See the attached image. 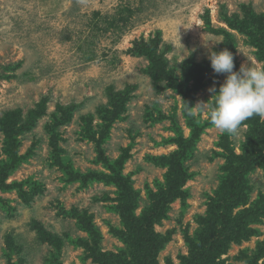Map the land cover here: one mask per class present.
Segmentation results:
<instances>
[{"label":"rangeland","instance_id":"obj_1","mask_svg":"<svg viewBox=\"0 0 264 264\" xmlns=\"http://www.w3.org/2000/svg\"><path fill=\"white\" fill-rule=\"evenodd\" d=\"M242 4L264 13V0H0V264H185L199 252L211 234L210 211L247 158L251 128L245 121L233 134L205 128L183 163L190 177L176 188L179 182L166 179L167 169L151 159L177 150L165 143L175 138L174 125L190 136L181 97L158 92L163 84L142 73L147 60L126 51L159 31L172 46L166 57L177 73L190 55L208 61L223 37L206 31L207 17L211 27L234 36L236 70L262 68L251 40L220 20L225 11L247 21ZM125 5L134 12L125 27L100 30L97 22ZM224 79L211 70L194 106L210 105L209 89L218 90ZM109 86L116 93L136 90L113 105ZM46 96L44 116L15 137L21 160L7 171L14 159L12 138L1 131L10 122L7 112L20 110L23 119ZM56 105L75 108L51 131ZM195 117L208 121L207 108ZM52 140L67 171L108 175L102 160H120L114 183L70 180L53 162ZM262 156L246 170L225 234L205 264H264V147ZM171 190L179 195L170 201Z\"/></svg>","mask_w":264,"mask_h":264},{"label":"trees","instance_id":"obj_2","mask_svg":"<svg viewBox=\"0 0 264 264\" xmlns=\"http://www.w3.org/2000/svg\"><path fill=\"white\" fill-rule=\"evenodd\" d=\"M129 8L130 7L128 5L118 6L113 15L103 17V20L99 23L97 22L96 25L100 26V30L104 32H107L108 29L121 31L134 13ZM240 10L243 12L247 21H237L235 20V17L233 18V16L228 17L225 11L220 12V20L226 24L229 29L237 31L250 39L252 45L258 50L257 59L264 62V13L255 15L251 6L244 4L240 5ZM205 25L208 33L223 37L219 48L213 49V51L218 52L227 48L234 55L236 46L234 36L223 28L211 27L210 20L207 17L205 19ZM171 51L172 46L163 44L161 32L157 31L146 40L142 38L135 40L132 43V47L129 48L126 53L129 56L144 58L147 60L148 66L142 70V73L150 77L154 82L163 84V86H155L158 92L160 90L162 92L170 90L174 94L181 97L182 116L185 120L186 126L190 129V136L188 138H183L180 128L177 127V125H174L173 132L176 136L175 138L166 140L165 143L175 144L177 146V150L168 157H157L151 159L156 162L155 164L158 166L167 169L166 179L178 181L179 183L176 185V188H178L181 183H183V180L190 177L187 174V169L183 165L184 160L188 159L193 154L204 129L212 126L208 121L201 122L200 118L188 115L189 110L193 111V109H189L188 106H194L195 94L197 91L205 87V84H203L202 81L210 73L212 68L209 60L196 63L194 56L190 55L188 59L181 62L179 65L180 71L177 73L178 68H176V66L168 67V60L166 56ZM135 90L136 86H126L123 91L116 93L114 92V88L109 86L106 88V97L109 99V103L114 105L115 103H120L118 101L123 102L125 97ZM49 101L50 99L47 96L41 98L35 105V108L29 110L23 119L21 117L20 110H16L12 113L7 112V115L10 116V122L8 125H5L4 130L1 131H4L7 135H9L10 140L12 138L11 142L14 154L12 167L7 171L14 170L18 160H21V158H18L17 155L19 141L16 140L15 137L25 131H29L35 123L44 116ZM55 108V125L51 131H55L58 126L67 123L75 107L56 105ZM58 114L59 117H57ZM163 118L164 116H161L159 120ZM172 118L173 117L170 119L172 120ZM245 123L249 126V128H251L252 132L250 136L251 144L248 148L247 158L241 166V169H239L238 172H235L233 176L234 182L227 196L214 206L213 212L212 210L210 211L211 216L215 215L211 220L213 223L211 228L212 230L211 234L201 242L199 249L200 253L197 252L195 256L185 264H205L210 260L214 247L222 240L225 234L227 228V210L239 200L238 187L246 175V170L263 159L262 148L264 147V124L260 123L259 116H253L252 118L246 120ZM173 124H175L174 121ZM17 126H19L17 131H12L10 129ZM50 145L54 150L53 162L56 163L63 172H66L72 181L79 179L83 183L86 181H101L105 184H112L114 183L112 181L114 176L120 171V165L122 163L120 160L116 164H113L106 159H103L102 161L105 167L110 171V174L108 175L92 172L81 175L73 170L67 171L69 166L65 164L64 159H60V151L56 149L57 141L52 140ZM7 171L3 175V179L7 176ZM172 191L173 190L170 192ZM178 195L177 190H174L169 197V200L171 201L175 199ZM182 199H184V197H182ZM2 208H5V206L2 205ZM147 219L148 218H145V220ZM139 234L142 240L146 242V230L139 232Z\"/></svg>","mask_w":264,"mask_h":264},{"label":"clouds","instance_id":"obj_3","mask_svg":"<svg viewBox=\"0 0 264 264\" xmlns=\"http://www.w3.org/2000/svg\"><path fill=\"white\" fill-rule=\"evenodd\" d=\"M210 66L215 74H224L225 79L218 90L213 87L212 103L199 102L188 106L189 116L208 110V122L221 133L233 134L244 121L259 116L264 119V67L255 68L242 64L235 68L234 55L227 48L210 51Z\"/></svg>","mask_w":264,"mask_h":264}]
</instances>
